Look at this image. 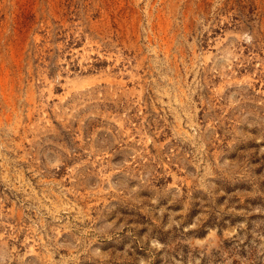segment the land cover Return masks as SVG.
Here are the masks:
<instances>
[{
  "label": "rangeland",
  "instance_id": "rangeland-1",
  "mask_svg": "<svg viewBox=\"0 0 264 264\" xmlns=\"http://www.w3.org/2000/svg\"><path fill=\"white\" fill-rule=\"evenodd\" d=\"M0 264H264V0H0Z\"/></svg>",
  "mask_w": 264,
  "mask_h": 264
}]
</instances>
